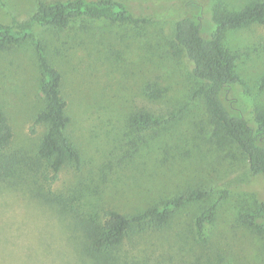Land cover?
Segmentation results:
<instances>
[{"label": "rangeland", "instance_id": "rangeland-1", "mask_svg": "<svg viewBox=\"0 0 264 264\" xmlns=\"http://www.w3.org/2000/svg\"><path fill=\"white\" fill-rule=\"evenodd\" d=\"M54 1V0H44ZM147 23L81 19L65 29L41 32L51 62L62 73V94L71 117L69 134L81 152L78 166L67 165L49 183L40 168L18 185L0 186V264H92L81 252V233L70 216L108 208L135 212L189 189L207 198L178 209L161 230L127 237L115 249V264H264V235L238 220L240 212L264 197V183L251 174L248 159L231 141H220L203 99L193 64L175 46L178 19L191 12L185 0H122ZM203 6L204 35L212 34V9L238 10L251 0H195ZM38 0H0V21L24 19ZM215 29V24H213ZM223 45L235 56L243 79L224 93L229 107L245 114L264 109V24L225 31ZM41 72L32 44L0 50V106L13 128L5 150L36 161L46 131L35 117L44 106ZM146 110L178 116L139 132L129 118ZM25 164V163H23ZM49 173V172H48ZM51 173H49L50 177ZM42 185L51 197L67 199L68 209L36 197ZM218 186L233 193L219 202L206 241L198 239L195 219L214 202Z\"/></svg>", "mask_w": 264, "mask_h": 264}, {"label": "trees", "instance_id": "trees-1", "mask_svg": "<svg viewBox=\"0 0 264 264\" xmlns=\"http://www.w3.org/2000/svg\"><path fill=\"white\" fill-rule=\"evenodd\" d=\"M191 12L177 20L174 30L175 46L192 62V72L201 82L195 96H200L215 125V135L220 141L234 142L246 155L251 174L264 183V109L260 106L248 114L229 107L224 93L238 83H243L235 69V56L223 45L225 31L257 22L264 24V0H251L238 10L229 11L215 4L212 9L211 30L204 35L203 6L195 0H185ZM81 19L107 20L113 23H147L150 18L134 14L122 0H38L36 10L24 19L12 15L9 23L0 21V50L32 44L41 72L40 90L44 106L35 117V124L44 123L46 131L37 148L36 161L30 163L7 153L5 150L13 138V128L6 112L0 106V186L4 183L18 185L26 175L44 166L43 179L50 184L58 179L59 172L67 165L78 166L81 152L69 134L71 117L67 100L61 90L62 73L48 55L43 30L65 29ZM215 24V29H213ZM259 87L264 90V75ZM179 112L155 115L146 110L135 111L129 121L139 132L162 126L174 120ZM25 163V164H23ZM36 185V197L45 203L58 206L63 212H71L67 199L51 197L50 191ZM218 198L202 209L195 219L199 240L206 241L216 218L220 201L229 197L233 190L224 186L216 188ZM210 191L202 188L189 189L167 200L152 204L135 212H123L108 208L98 213L80 216L72 212L75 227L81 233V252L92 264H115L119 256L115 249L125 238L150 230L164 229L181 207L207 198ZM238 220L256 233L264 235V197H255L254 206L239 213Z\"/></svg>", "mask_w": 264, "mask_h": 264}]
</instances>
